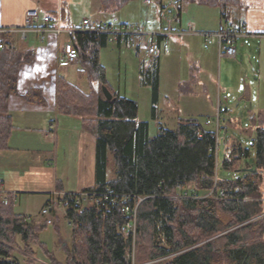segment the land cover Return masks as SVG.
Returning a JSON list of instances; mask_svg holds the SVG:
<instances>
[{"label":"trees","instance_id":"1","mask_svg":"<svg viewBox=\"0 0 264 264\" xmlns=\"http://www.w3.org/2000/svg\"><path fill=\"white\" fill-rule=\"evenodd\" d=\"M97 1L102 12H116L132 0ZM178 1L219 8L222 22H228L244 0ZM72 37L79 52L80 77L92 89L87 95L60 80L58 112L79 117L96 137V185L84 192L102 197L105 206L78 211L74 194L60 200L72 228L71 241L62 250L64 264H264V111L251 118L255 128L253 163H247L250 149L230 142L223 169L240 172L243 161L247 168L240 178L221 179L219 136L213 129L194 119L180 120L174 130L160 125L157 135L151 137L149 123L138 120L137 102L109 88L99 59L108 37L91 33ZM32 57L18 52L10 42L0 51V150L9 148L14 129L9 96L17 93L21 65ZM140 74L142 85L152 88L156 119L159 58L148 66L142 63ZM103 85L111 90L112 100L104 97ZM36 94L32 90L26 98L33 101ZM110 159L115 172L111 180ZM125 204L138 207L135 238L128 229L132 219L121 211ZM47 226V221L36 223L17 214L13 198L6 195L2 200L0 188V264H20L16 251L33 257L38 247L51 264H63L40 242L39 235ZM56 233L62 244L58 228Z\"/></svg>","mask_w":264,"mask_h":264},{"label":"crops","instance_id":"2","mask_svg":"<svg viewBox=\"0 0 264 264\" xmlns=\"http://www.w3.org/2000/svg\"><path fill=\"white\" fill-rule=\"evenodd\" d=\"M60 1L62 0H0V28L12 31L4 35L3 38L12 43L18 52L31 53L33 56L30 62L21 65L17 78V93L11 94L8 99V112L14 129L9 139V148L0 150V188L2 200H6V195L11 196L16 213L32 219L36 223H39L37 220L42 218L41 210L48 202L54 204L51 217L56 215L58 208L64 210L63 215L66 217V209L60 200L65 195L81 193L96 185V137L83 126L79 117L58 112V83L60 80L69 82L87 95L92 89L88 80L80 77L79 61L71 65L58 63V56L67 44H72L76 48L72 35L74 30L81 26L80 24L79 27H76L73 25L74 23H67V16H70L71 0L64 1L62 19L64 33L58 35L53 31L43 30L46 26L42 24L41 20L37 22L35 29L26 30L25 28V13L27 11L35 10L40 13L41 17L54 18L58 12ZM142 2L144 4V1ZM98 3L100 10V2L98 1ZM195 4L198 6L186 4L180 21L173 25V29L178 34L170 40L169 52H163L158 57L160 65L159 89L161 91L162 56L168 55L170 58L166 60L172 62L182 61L185 57L187 65L183 76L187 77L188 75V79L183 81L184 84L178 86L183 88V85H190V93L188 96L186 95L187 98H190L196 90L206 91L205 85H211V89L207 85V89L212 91L207 99L212 105L210 101H212L211 96L215 89V79L212 75L215 74L216 63H220L222 59L219 57L216 45L208 49L204 48L202 33L217 30L218 22L219 25L222 23L221 10L199 3ZM162 8L166 9L168 18H172L174 15L172 7L168 8L162 5L158 13L159 19L150 24V31H159L162 28L163 21L160 19ZM86 18L90 19L89 17L83 19ZM90 20L104 22L99 21V18ZM228 22L235 23V25L240 22L246 24L248 37L240 40L247 41L250 46L253 45L255 50L250 51V54L242 62L238 60L240 54L238 46L237 57L234 60L223 58L229 71L223 87L219 89V85L222 86L221 82L218 86L216 85L217 98L219 100L221 90L229 92L234 89L237 91L243 89L242 79H240L242 72L245 73V77L252 76L250 84L245 86L246 94L244 96V100H251V109L246 115L247 120L251 121L253 116L264 111V109H258L264 105L252 108L254 104L260 102L264 93L262 87L264 85L262 83V81L264 82V0H244ZM48 27L53 28L52 25ZM133 51L139 56L141 55L139 51ZM242 54H244V49ZM145 60L151 62L154 59ZM144 61L143 63H145ZM236 61L241 63L236 68L238 71L232 68L231 70L229 66L236 64ZM198 74H200L199 78H197ZM205 76L206 78H204ZM211 77L210 84L209 78ZM221 81H223L222 75ZM257 85L258 93L254 89L255 86L257 88ZM32 90H37V94L32 97L33 101H30L26 96ZM40 98L42 103L39 101ZM220 110L219 108L217 114L218 136L222 129L220 124L222 111ZM225 115V123H231L232 118L227 109ZM180 120L188 119L179 117L176 127ZM250 124L252 125V123ZM160 125L162 126V123H159ZM207 126L211 125L207 124ZM235 128L236 131L244 132L246 130L244 126ZM223 129L226 132L230 130L228 127ZM252 129L255 131L254 127ZM226 141H224L225 144H227ZM43 220L46 221L44 218ZM66 221L71 229L68 220ZM70 241L71 239L65 241L64 245Z\"/></svg>","mask_w":264,"mask_h":264},{"label":"rangeland","instance_id":"3","mask_svg":"<svg viewBox=\"0 0 264 264\" xmlns=\"http://www.w3.org/2000/svg\"><path fill=\"white\" fill-rule=\"evenodd\" d=\"M59 1V0H58ZM65 0H62L63 6L65 4ZM144 0H132L127 5H125L122 9L114 12L107 11L101 12L99 10V3L97 0H71V4L69 7L70 16H67V23H74L76 27H79L83 21L84 17H89L90 19H98L99 21H111L114 18L118 19L120 22L129 23V24H148V29H151L150 24L154 23L157 19H159V10L164 5L165 7H171L170 0H153V5L150 8L145 7L143 4ZM96 2V3H94ZM188 6H198L194 2H187ZM63 21V20H62ZM148 21V22H147ZM219 26V22L217 28ZM246 44V46H244ZM250 44V43H249ZM248 42H244L242 40L238 41V51H239V61L242 62L246 59V56L250 54V51L253 52L255 50L253 45L250 46ZM250 48L248 49V47ZM244 49V54L242 51ZM258 53V52H257ZM100 61L101 64L106 69L107 81L109 88L114 93H119L122 96H125L131 100L137 102L139 106V114L138 120L143 122H148L150 125V136L154 137L158 133L159 123H162V126L174 130L176 128V122L179 117L183 119H191L197 120L203 127H208L213 129L216 133H218L217 123H218V110L219 108L222 111L220 116V134L218 138V175L221 179H237L242 177L244 174L243 171L246 170V161H243L240 165V172L234 171H226L222 167L223 158L225 155V149L228 144H232L234 142H238L242 145L243 148L250 149L251 157L248 158L247 163L251 164L255 158V149L253 146V140L255 138V131H253V127L250 123L251 121L247 120V113L251 109V100H244V96L246 94L245 86L250 84V81L253 79L252 76L250 78L245 77L243 72L240 74V79H242L243 89L237 91L236 89L225 92L221 90L218 100V94L216 85H219V82L222 83L223 87L225 84V78L228 73V65L225 64V59L217 62L215 65V89L213 95L211 96L210 101L212 105L209 103L207 96H209L212 91L207 89L196 90L193 96L187 98L190 93V85H183V88H180V84H184V80H187L185 75L187 59L183 57L182 61L172 62L166 60L170 58L168 55L162 56V74H161V91L159 93V100L156 107L155 115L157 118H154L153 113V101H152V88L149 86H143L141 83V74L140 67L143 61V55L140 56L134 52L132 49L127 46L118 47L117 44H109L107 47L102 48L100 50ZM234 60V59H233ZM145 65L148 66L151 62L144 61ZM236 61L234 65L229 66L230 69H236L241 63ZM239 63V64H238ZM191 68L190 66H188ZM187 67V68H188ZM231 69V70H232ZM238 71V69H236ZM190 73V72H189ZM188 73V74H189ZM221 75L223 81H221ZM243 75V77H242ZM200 77V74L197 75V78ZM212 77L209 78L210 84ZM206 78V76L204 77ZM238 79V78H237ZM239 79V81H240ZM87 80V79H86ZM205 80V79H204ZM262 83H264L262 81ZM179 85V86H178ZM210 86L211 89V85ZM264 90V85H262ZM255 92L258 93V85L257 88L255 86ZM187 95V96H186ZM193 97V98H192ZM257 105V106H256ZM259 105H264V93L263 97L258 102V104H254L252 108L260 107ZM255 108V109H256ZM226 109L230 117L232 118L231 123H225V113ZM258 109H264V106H261ZM210 120L211 126H207V121ZM246 127V130L236 131L235 127ZM224 127H228L230 130L226 132ZM227 140V144L225 145L224 141ZM115 177L113 160L110 159L109 163V179H113ZM262 194L264 200V185L262 186ZM209 196V195H207ZM63 209L58 208L56 215L50 217L52 218V224H48V226L40 233V242L44 243L46 249L50 252L54 253L55 259L60 263H65V253L62 251L64 248L65 241H69L71 239V229L63 215ZM38 219L37 222H44L43 216ZM45 219V218H44ZM57 228L60 231L61 237L64 239V242L60 244V239L58 234L56 233ZM64 245V246H63ZM62 248V250H61ZM15 256L19 260L20 264H51V260L48 258L47 254L40 247L35 249V255L33 257H28L23 253L16 251Z\"/></svg>","mask_w":264,"mask_h":264},{"label":"built area","instance_id":"4","mask_svg":"<svg viewBox=\"0 0 264 264\" xmlns=\"http://www.w3.org/2000/svg\"><path fill=\"white\" fill-rule=\"evenodd\" d=\"M144 4L146 5V7L150 8L153 5V0H144ZM170 4L173 8L174 15L172 16V18H168L166 15V9L162 8V10L160 11V19L161 21H163V26L159 31H150L148 29L147 23L129 24L120 22L116 18L106 22H93L92 20L86 18L83 19L80 28L74 30V33L106 35L108 37V44H117L120 47L127 46L132 50L139 51L145 59H155L159 57L163 52H169L168 48L170 40L173 36L178 34V32L173 29V25L180 21L181 13L185 11L187 2L170 0ZM63 8V2L60 1L58 12H56L54 18L48 16L41 17L40 13L35 10L27 11L25 13L26 30L35 29L37 22L41 20L42 24L46 26V28H44L43 30L53 31L58 35L64 33L65 30L63 29L62 25ZM49 25H52L53 28H49ZM10 32L12 31L9 29L0 28V51L6 48L7 41H5L3 36ZM202 36L204 39L205 49L216 45L218 47L220 59H235L237 57L238 41L242 38L248 37V34L246 31L245 23L234 25L229 22L223 21L219 25L217 30L202 33ZM78 61L79 52L72 44H67L58 56V63L60 65H71ZM207 124H211V121L208 120ZM220 196L223 197V193H220ZM72 200L78 211H81L88 206L104 205L103 198L99 197L95 193H77L73 195ZM112 204H116L115 201H112ZM137 208V206L135 208H131L126 204L121 208L122 213L126 214L132 219L128 229L132 233L134 238L136 235L135 220L137 215ZM53 211V204H47L41 210V216L46 219L48 224L52 223L50 217ZM69 224L71 225L70 222Z\"/></svg>","mask_w":264,"mask_h":264},{"label":"water","instance_id":"5","mask_svg":"<svg viewBox=\"0 0 264 264\" xmlns=\"http://www.w3.org/2000/svg\"><path fill=\"white\" fill-rule=\"evenodd\" d=\"M102 92H103V95L104 97L107 99V100H112L113 99V94L112 92L109 90V88L106 86V85H103L102 86Z\"/></svg>","mask_w":264,"mask_h":264},{"label":"bare ground","instance_id":"6","mask_svg":"<svg viewBox=\"0 0 264 264\" xmlns=\"http://www.w3.org/2000/svg\"><path fill=\"white\" fill-rule=\"evenodd\" d=\"M4 210V209H3ZM262 223V222H261ZM248 228V227H247Z\"/></svg>","mask_w":264,"mask_h":264}]
</instances>
